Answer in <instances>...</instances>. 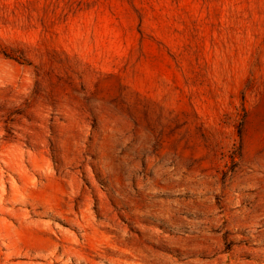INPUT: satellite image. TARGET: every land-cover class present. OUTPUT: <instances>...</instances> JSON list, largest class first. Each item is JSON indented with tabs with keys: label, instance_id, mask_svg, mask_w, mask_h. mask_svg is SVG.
Returning a JSON list of instances; mask_svg holds the SVG:
<instances>
[{
	"label": "rangeland",
	"instance_id": "1",
	"mask_svg": "<svg viewBox=\"0 0 264 264\" xmlns=\"http://www.w3.org/2000/svg\"><path fill=\"white\" fill-rule=\"evenodd\" d=\"M0 264H264V0H0Z\"/></svg>",
	"mask_w": 264,
	"mask_h": 264
}]
</instances>
